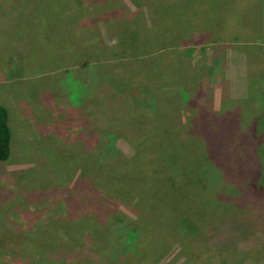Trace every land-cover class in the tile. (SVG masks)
I'll return each instance as SVG.
<instances>
[{
    "label": "rangeland",
    "instance_id": "1",
    "mask_svg": "<svg viewBox=\"0 0 264 264\" xmlns=\"http://www.w3.org/2000/svg\"><path fill=\"white\" fill-rule=\"evenodd\" d=\"M185 4L206 25L182 29ZM202 83L215 126L190 105ZM0 106V264H77L84 247L104 264H264V0H0ZM194 134L184 159L172 139Z\"/></svg>",
    "mask_w": 264,
    "mask_h": 264
},
{
    "label": "trees",
    "instance_id": "2",
    "mask_svg": "<svg viewBox=\"0 0 264 264\" xmlns=\"http://www.w3.org/2000/svg\"><path fill=\"white\" fill-rule=\"evenodd\" d=\"M224 1V0H223ZM239 2L241 1V0H238ZM211 2L212 1H207L206 3H209V4H211ZM186 5H189V4H185V6L184 7H182V9H184L185 11H182V29H186V28H189L188 30H189V32L188 33H191V31H192V28L191 27H195V26H198L199 24H204L205 23V25H206V23H207V20H208V15L206 14L205 16H204V18L202 17H196V19H194L193 18V16H194V14H191L190 13V11L188 10V6L186 7ZM212 6V5H211ZM233 6H234V3H233ZM33 8H34V6H33ZM187 9V10H186ZM191 12H193L192 10H191ZM234 20H237V21H239V22H243L244 21V19H243V17H241V19H236V18H234ZM241 20V21H240ZM46 21H47V23L49 24V27H50V25H51V23L49 22L50 21V17H49V15L47 16V18H46ZM236 22V21H235ZM245 22V21H244ZM252 23V22H251ZM250 23V24H251ZM230 25H236L235 23H234V21L229 17V20H228V22H226L225 21V19H223V21H222V23H221V27L220 28H227V29H232V30H234L235 29V27H229ZM236 28H238V29H240L241 28V26H236ZM151 52H153V51H150V52H143V54L144 55H149V54H151ZM121 54H123V52H121ZM145 60V59H144ZM147 60V59H146ZM157 73H159V72H157ZM140 75H138L137 77H139ZM205 82V81H204ZM203 82V83H204ZM201 84L200 85V89H198V93L195 95V97H193L192 98V101H190V105L193 107V108H195V109H197V110H199V114H198V118H197V122L199 123H201L202 125L203 124H208V125H213V126H215V121H216V119L218 118V114L217 113H214V112H212V115L210 116L209 115V113L208 112H205L204 110V105H201V103L199 102V101H203V99H204V95H202V92H204V90H203V86L205 85V84ZM105 86V90H102L101 91V94H96V93H94V94H92V95H90V97H89V99L88 100H91V101H94V106H103L105 103H106V98H107V94L108 93H110L111 92V90H110V88H109V86L108 85H104ZM113 91H115L114 89H112ZM104 102V103H103ZM96 114V113H95ZM97 115H99V114H97ZM264 115V112L263 111H261V113H259V121L261 120V118H262V116ZM141 117V116H140ZM212 117V118H211ZM258 118V115H257V117L255 118V120ZM211 120V121H210ZM111 125V126H108V125ZM112 124H114V121L110 118V116H108V117H105L104 115L102 116V113L98 116V128H100L99 129V132H100V136H99V140H98V143L99 142H101V140L102 139H104L105 138V136L108 134V133H106L108 130H109V127H112L113 125ZM248 124H250V122L248 123ZM168 126H170L169 128H171L172 129V131H174L175 129H174V127H176L175 126V123L174 122H172L171 124H169ZM170 129V130H171ZM171 131V132H172ZM212 130H207L206 132V134H204L203 133V135L204 136H202V139H201V141H200V143H203L202 145H205L204 143H205V137L207 138L210 134V132H211ZM196 130H195V134H196ZM169 133V135H171L170 134V132H168ZM253 133H254V131H253ZM257 133H261L262 135H263V138H264V132L262 133V129L261 130H259ZM256 133V134H257ZM195 134L194 135H190L187 139H179V138H177V137H173V139H172V141H174V142H177V143H179V144H182V146H181V153H182V157H184V159H185V154H186V151L187 152H189V150H190V146H191V143H190V139L192 138V139H194L193 137L195 136ZM238 134L240 135V138L243 136V133H242V131L241 130H239L238 129ZM256 134H255V136H256ZM172 136V135H171ZM229 136V135H228ZM191 137V138H190ZM262 138V139H263ZM12 139H13V132H12V129H11V125H10V121H9V111H8V109L6 108V107H4V106H0V164L1 163H5V162H8L11 158H12V156H13V145H12ZM262 139H261V142H262ZM172 141H169V142H171L170 143V145L171 146H173V144H172ZM189 141V142H188ZM204 141V142H203ZM260 141V140H259ZM259 141L256 143V144H258L259 143ZM255 144V145H256ZM201 146V145H200ZM220 146H222V142L220 143ZM99 147V146H98ZM245 148V147H244ZM253 151H254V149H253ZM203 154V159H205L207 162H209V164H212L213 165V163H212V159L211 158H209V157H207V156H205V154L204 153H202ZM179 154L178 153H175V154H173L172 156H171V159H169V158H165V168H166V170H168L167 172H170L171 170L172 171H177V172H181L182 171V169H181V167H180V164L181 163H179V161H181L182 162V160L179 158ZM172 157H174V159H175V164H173V162H172ZM141 163L142 164H139L138 166H141V168L140 167H138V168H140V170H142L143 172H144V174H143V176H141L139 179V181L138 182H141V180H142V178L143 177H148L149 176V167H150V163L148 162V161H146V159H145V156L143 155L142 157H141ZM139 160V161H140ZM124 163V164H123ZM123 163H121L120 164V171L121 172H123L124 170H129V171H131V170H136V168H135V166L134 165H129L128 164V160L126 159V158H123ZM133 164V163H132ZM143 165V166H142ZM180 169V170H177V169ZM115 177L117 178V179H123L124 177L123 176H121V175H118V174H115ZM262 188H264L263 186H261ZM264 191V190H263ZM103 196V197H102ZM101 196V198H100V200H101V202L102 201H107V199H105L104 197V195H102ZM140 244H141V241H140V243H137L136 244V246H135V250L133 249L134 248V245L130 248V250L128 251V252H131V253H134L135 254V256L136 255H139V252H137V245H139V250H140ZM90 252L91 251H89V249L88 248H86V247H84L83 249H82V252H81V254L80 255H82L83 257H81L80 258V261H78V263L77 264H104L105 262H106V258H108V256L110 257V258H112V256L110 255V253L107 251V250H105V251H103L102 253H99V256L98 257H96V254H94V255H89L90 254ZM94 256V257H93ZM129 256H131V255H129ZM97 258V259H96ZM114 260V259H113ZM116 260V259H115ZM119 260H123V258H121V259H119ZM119 260H117L116 262L117 263H119L120 261ZM258 263V262H257ZM123 264V263H122Z\"/></svg>",
    "mask_w": 264,
    "mask_h": 264
},
{
    "label": "crops",
    "instance_id": "3",
    "mask_svg": "<svg viewBox=\"0 0 264 264\" xmlns=\"http://www.w3.org/2000/svg\"><path fill=\"white\" fill-rule=\"evenodd\" d=\"M236 67H237L236 70H239V72L242 73L241 68H239L240 66H236Z\"/></svg>",
    "mask_w": 264,
    "mask_h": 264
}]
</instances>
